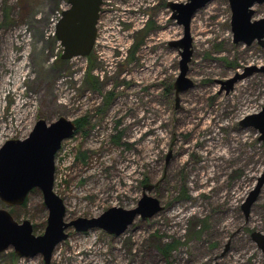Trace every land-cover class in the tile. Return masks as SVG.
<instances>
[{"label": "rangeland", "instance_id": "obj_1", "mask_svg": "<svg viewBox=\"0 0 264 264\" xmlns=\"http://www.w3.org/2000/svg\"><path fill=\"white\" fill-rule=\"evenodd\" d=\"M170 1L188 0H104L90 55L62 59L55 31L68 0H0V147L40 118L79 120L56 156L65 221L134 208L145 190L164 205L120 235L68 227L50 263L11 245L0 264H264L252 238L264 233V185L248 216L242 209L264 171L261 133L242 124L264 107V46L234 42L229 0L208 2L190 25L194 86L177 105L181 54L170 42L184 26ZM253 8L264 17V2ZM245 73L227 90L223 81ZM0 208L45 232L39 188L25 205L0 198Z\"/></svg>", "mask_w": 264, "mask_h": 264}, {"label": "water", "instance_id": "obj_2", "mask_svg": "<svg viewBox=\"0 0 264 264\" xmlns=\"http://www.w3.org/2000/svg\"><path fill=\"white\" fill-rule=\"evenodd\" d=\"M210 1L168 2L173 11V18L184 26V36L170 42V45L180 49L181 54L180 74L174 82L177 105L180 101V93L194 86V82L187 76L193 55L191 21L197 10ZM103 2L104 0H68L70 7L63 10L55 31L62 46V59L90 55L97 40V25ZM229 2L232 10L234 42L251 44L257 40L264 46V17L253 19L255 14L253 6L256 3H263L264 0H229ZM254 69L256 67L251 70ZM248 73L238 74L230 80L223 81V84L226 85L227 90H230L237 79L243 78ZM242 124L257 128L261 133L260 139L264 140V107L260 112L247 116ZM76 130V122L66 116H60L52 122L40 118L26 138H9L0 147L1 200L8 206L22 205L29 193L39 188L49 210L45 232L36 235L29 219L18 222L7 208H0V252L12 245L19 256L42 253L45 262L50 263L56 245L68 237L66 229L70 226H74L77 231L100 227L109 233L120 235L138 216L146 219L164 208L159 198L149 195L145 190L134 208L113 206L98 217H78L69 222L65 221L64 199L54 190L56 156L63 141L72 137ZM263 185L264 171L242 204L247 216ZM252 238L264 251V233L254 231Z\"/></svg>", "mask_w": 264, "mask_h": 264}, {"label": "trees", "instance_id": "obj_3", "mask_svg": "<svg viewBox=\"0 0 264 264\" xmlns=\"http://www.w3.org/2000/svg\"><path fill=\"white\" fill-rule=\"evenodd\" d=\"M60 56H61V54H60ZM90 62H91V65H92V63L94 62L93 60H91V58H90ZM89 66V67H87L88 69H87V76H86V78L88 79V80H90V81H92V84H95V81H94V79H93V76L90 74L91 72H92V70H93V66ZM94 81V82H93ZM76 122V124H77V130H76V132L77 131H79V129L81 128V126H80V121L79 120H76L75 121ZM75 132V133H76ZM28 201V197H27V199H26V201L24 202V205H25V203Z\"/></svg>", "mask_w": 264, "mask_h": 264}, {"label": "flooded vegetation", "instance_id": "obj_4", "mask_svg": "<svg viewBox=\"0 0 264 264\" xmlns=\"http://www.w3.org/2000/svg\"><path fill=\"white\" fill-rule=\"evenodd\" d=\"M97 27H98V25H97Z\"/></svg>", "mask_w": 264, "mask_h": 264}]
</instances>
